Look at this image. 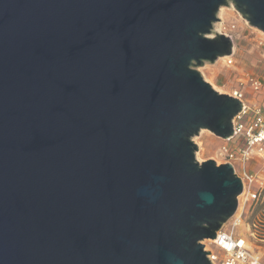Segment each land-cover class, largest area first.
Wrapping results in <instances>:
<instances>
[{"label": "water", "instance_id": "obj_1", "mask_svg": "<svg viewBox=\"0 0 264 264\" xmlns=\"http://www.w3.org/2000/svg\"><path fill=\"white\" fill-rule=\"evenodd\" d=\"M223 6L264 33V0H0V264H211L242 192L193 141L242 107L197 70Z\"/></svg>", "mask_w": 264, "mask_h": 264}, {"label": "built area", "instance_id": "obj_2", "mask_svg": "<svg viewBox=\"0 0 264 264\" xmlns=\"http://www.w3.org/2000/svg\"><path fill=\"white\" fill-rule=\"evenodd\" d=\"M230 31L223 28L219 32L229 35L234 47ZM257 45L264 59V34ZM231 57L232 54L226 56V65L233 63ZM238 83L242 87L235 88L227 94L241 102V111L235 119H232V136L222 139V144L216 150V156L222 159L223 163H230L241 180L242 192L238 196L239 206L240 198L243 203L259 199V193L255 188L258 176L252 173L250 165L258 160L264 167V107L259 103V96H264V75L245 73L238 79ZM215 162L218 164L216 160ZM240 223V216L234 214L216 232L214 239H206L202 242L203 250L209 251L206 257L211 264H261L259 255L240 244L234 235V229Z\"/></svg>", "mask_w": 264, "mask_h": 264}, {"label": "rangeland", "instance_id": "obj_3", "mask_svg": "<svg viewBox=\"0 0 264 264\" xmlns=\"http://www.w3.org/2000/svg\"><path fill=\"white\" fill-rule=\"evenodd\" d=\"M217 17L218 20L213 24L215 31L219 32L223 28L231 30L229 34L234 40L231 57L233 63L226 65L225 56V58H218L215 65L204 63L197 70L216 91L227 94L235 88L242 87L238 83V79L243 74L264 75V59L261 57L257 45L262 33L249 26L232 6L221 7ZM193 141L198 146L195 156L199 162L213 159L218 164H223L222 159L216 156V150L222 144V139L209 131L201 130L197 136L193 137ZM198 152L200 159L197 158ZM259 162L255 160L250 165L252 173L258 176L255 188L259 193V199L243 203L240 198L235 215L240 216L241 223L234 229V235L241 244L257 253L261 264H264V167Z\"/></svg>", "mask_w": 264, "mask_h": 264}, {"label": "crops", "instance_id": "obj_4", "mask_svg": "<svg viewBox=\"0 0 264 264\" xmlns=\"http://www.w3.org/2000/svg\"><path fill=\"white\" fill-rule=\"evenodd\" d=\"M263 75V74H262ZM261 75V76H262ZM259 103L264 107V96H259Z\"/></svg>", "mask_w": 264, "mask_h": 264}, {"label": "bare ground", "instance_id": "obj_5", "mask_svg": "<svg viewBox=\"0 0 264 264\" xmlns=\"http://www.w3.org/2000/svg\"><path fill=\"white\" fill-rule=\"evenodd\" d=\"M261 32V31H260ZM262 34H264L263 32H261ZM220 58H225V56L224 57H220ZM205 131V130H204ZM199 152H200V150H199ZM199 152L197 153V158L198 159H200L199 157H198V154H199ZM241 244V243H240Z\"/></svg>", "mask_w": 264, "mask_h": 264}]
</instances>
